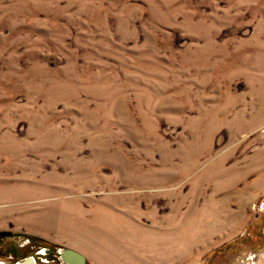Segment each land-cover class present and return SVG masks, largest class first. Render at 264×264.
<instances>
[{"label":"rangeland","instance_id":"374dc122","mask_svg":"<svg viewBox=\"0 0 264 264\" xmlns=\"http://www.w3.org/2000/svg\"><path fill=\"white\" fill-rule=\"evenodd\" d=\"M62 247L264 264V0H0V261Z\"/></svg>","mask_w":264,"mask_h":264},{"label":"water","instance_id":"95a60500","mask_svg":"<svg viewBox=\"0 0 264 264\" xmlns=\"http://www.w3.org/2000/svg\"><path fill=\"white\" fill-rule=\"evenodd\" d=\"M3 234L9 235L10 232L6 231ZM46 248L41 249V253H44ZM12 252L14 253L13 257H17L16 248L12 247ZM58 257L63 264H85L86 259L83 254L72 249V248H58ZM13 264H37V261L34 256H26L23 258L17 259Z\"/></svg>","mask_w":264,"mask_h":264},{"label":"flooded vegetation","instance_id":"af4514ba","mask_svg":"<svg viewBox=\"0 0 264 264\" xmlns=\"http://www.w3.org/2000/svg\"><path fill=\"white\" fill-rule=\"evenodd\" d=\"M22 244L25 245L24 243H22ZM23 245H22V246H23ZM12 247H15V248H16V253H17V255H18V253H19V247H18V246H14V245H11V246H8V247L4 248L2 254H4L5 256L7 255L9 258L12 257V256L14 255V253L12 252ZM46 250H47V249H46ZM46 250H45V252H44L43 254H45V253L47 252ZM34 257H35V256H34ZM57 257H58V252H57ZM35 259H36V258H35ZM57 259H58V261H59L60 264H63V263L60 261L59 257H58Z\"/></svg>","mask_w":264,"mask_h":264},{"label":"built area","instance_id":"2783aa9c","mask_svg":"<svg viewBox=\"0 0 264 264\" xmlns=\"http://www.w3.org/2000/svg\"><path fill=\"white\" fill-rule=\"evenodd\" d=\"M258 208H259V209H262V208H263V204H259ZM26 241H28V240H26ZM2 264H3V263H2Z\"/></svg>","mask_w":264,"mask_h":264},{"label":"bare ground","instance_id":"6f19581e","mask_svg":"<svg viewBox=\"0 0 264 264\" xmlns=\"http://www.w3.org/2000/svg\"><path fill=\"white\" fill-rule=\"evenodd\" d=\"M0 264H2V262L0 261Z\"/></svg>","mask_w":264,"mask_h":264}]
</instances>
